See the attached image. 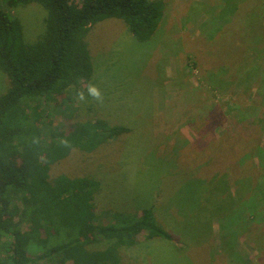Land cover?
I'll return each instance as SVG.
<instances>
[{
  "label": "rangeland",
  "instance_id": "rangeland-1",
  "mask_svg": "<svg viewBox=\"0 0 264 264\" xmlns=\"http://www.w3.org/2000/svg\"><path fill=\"white\" fill-rule=\"evenodd\" d=\"M263 1L252 7L255 0H232L237 10L228 16L214 0H167L173 6L146 41L137 40L123 20L103 19L85 36L93 63L89 82L101 89L103 103L91 98L80 102L76 92L88 85L81 83L70 88L69 100L58 97L47 104L42 121L48 125L52 119V131L97 118L103 121L97 129L101 136L114 126L130 129L94 151L71 141L70 154L50 169L51 178L65 174L98 182L95 224L119 225L125 217L138 218L142 209L153 208L157 222L173 239H147L146 231L140 232L139 243L122 247L124 264H264L263 169L258 172L260 187L252 184L264 151ZM0 9L21 19L26 42L37 41L45 32L47 9L40 3L8 7L0 0ZM250 16H255L254 27L248 25ZM231 24L236 35H228ZM8 84L0 69V94ZM44 132L48 142L49 132ZM227 134L233 143L227 153L236 148L242 164L241 173L231 170L238 177L230 170L224 176L230 204L223 202L224 188L209 198L214 183L223 186L221 177H213L220 172L218 163L229 158L217 161L212 148L219 153L221 142L211 140ZM208 140L207 151L197 145ZM174 152L181 156L174 159ZM240 176L251 183L243 199L238 198ZM202 180L206 192L201 204L189 203ZM254 193L261 203L253 210L239 204L252 200ZM15 202L21 205L19 198ZM250 210L257 216L251 217Z\"/></svg>",
  "mask_w": 264,
  "mask_h": 264
},
{
  "label": "trees",
  "instance_id": "trees-1",
  "mask_svg": "<svg viewBox=\"0 0 264 264\" xmlns=\"http://www.w3.org/2000/svg\"><path fill=\"white\" fill-rule=\"evenodd\" d=\"M5 1L8 7L40 3L47 9V16L45 32L37 41L26 42L21 19L0 9V69L9 80L7 90L0 94V264H36L40 260L46 264H124L122 247L130 249L139 243L140 232L145 230L147 239L172 240L171 233L157 222L152 207L142 209L138 218L125 217L119 225L95 224L98 182L65 174L50 176L51 166L73 149V146L65 148L64 141L94 151L110 137L129 131V127L114 126L108 135L101 136L97 129L103 121L97 118L94 123L71 124L69 130L56 132L49 127L53 125L52 119L48 125L42 119L46 117L49 102L57 101L58 97L64 102L69 100L72 86L80 87L81 82L87 85L91 80L93 63L85 36L92 26L106 18L121 19L137 40L146 41L158 30L173 5L167 0ZM215 1L217 8L221 3L222 12L230 13L228 16L237 10L232 0ZM262 1L255 0L252 7ZM254 17L250 16L248 25ZM231 26L228 35H236ZM70 107L67 104L65 111ZM250 107L254 108L255 104ZM45 129L50 135L48 142L44 140ZM227 137L228 134L211 140L221 142L219 153L218 148H212L217 161L229 156L227 150L233 143ZM210 142L197 145L206 146L207 151ZM174 154V159L181 156ZM260 157V166L254 170L255 181H251L256 189L260 187L258 172L263 169L264 173V151ZM211 160L215 161L212 156ZM238 160L235 148L224 163H218L220 172L213 177L218 180L221 177L223 186L214 183L216 192L209 193L210 199L224 188L227 195L223 202L233 203L224 176L229 170L231 174V170L235 174L242 172ZM206 166L209 172L208 163ZM235 174L232 175L239 176ZM240 177L239 199L251 186L250 179ZM204 183L202 180L196 199L189 203L201 204V196L206 192ZM17 198L21 205L15 202ZM255 198L258 196L254 193L252 200H241L239 204L253 210L260 201ZM252 210L250 216L256 217ZM101 241L106 247L91 248Z\"/></svg>",
  "mask_w": 264,
  "mask_h": 264
},
{
  "label": "clouds",
  "instance_id": "clouds-1",
  "mask_svg": "<svg viewBox=\"0 0 264 264\" xmlns=\"http://www.w3.org/2000/svg\"><path fill=\"white\" fill-rule=\"evenodd\" d=\"M76 97L80 102H87L89 98L101 104L104 101V96L101 89L96 84L91 82L88 83L85 89L77 90ZM63 146L68 149L72 147L67 141H64Z\"/></svg>",
  "mask_w": 264,
  "mask_h": 264
},
{
  "label": "built area",
  "instance_id": "built-area-1",
  "mask_svg": "<svg viewBox=\"0 0 264 264\" xmlns=\"http://www.w3.org/2000/svg\"><path fill=\"white\" fill-rule=\"evenodd\" d=\"M81 83H83V82H81ZM83 84H85V83H83Z\"/></svg>",
  "mask_w": 264,
  "mask_h": 264
}]
</instances>
